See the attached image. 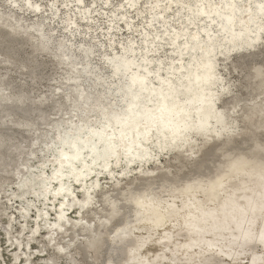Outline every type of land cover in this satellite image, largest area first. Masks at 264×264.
I'll return each instance as SVG.
<instances>
[{
  "label": "bare ground",
  "instance_id": "6f19581e",
  "mask_svg": "<svg viewBox=\"0 0 264 264\" xmlns=\"http://www.w3.org/2000/svg\"><path fill=\"white\" fill-rule=\"evenodd\" d=\"M7 1L14 3L12 0ZM22 1L23 6L28 7L35 17L42 14L43 3L40 0ZM83 1L74 0V2ZM100 1L102 7L111 4L110 0ZM257 1L259 3V0ZM138 3V0H121L119 6L124 11L119 14L123 17L118 19L119 21L110 20L117 25L123 21L121 27L127 28L130 32L127 34L129 38L143 34L139 30V25L130 27L131 22L125 19L130 10H138ZM184 4H188V9L183 7ZM197 4L200 5L199 9L196 7ZM74 6L81 9L79 5ZM66 7H69V4H66ZM59 8L58 6L57 9ZM175 8L177 13L183 9L186 11L183 15L185 20L181 24L186 22L187 24L182 31L177 27L178 25H171V22L167 21L170 11H174ZM145 11L150 15L146 17L148 19L146 24L151 28L147 31L144 26L147 33L142 40L143 44H146V53L141 57L145 63H136L138 55L127 56L129 52L134 53L136 50L131 45L133 40L130 44L132 51H128L129 47L122 44L121 51L117 53L122 55L123 66L128 73L127 79L137 93L131 101L128 100L126 111L122 113V117H126L129 112L140 114L137 137L126 139L129 134L124 132L118 142L109 145L111 150L119 153L118 156L111 162L102 164L94 163L93 155L98 148L94 143H89V138L92 139L91 133L95 131H99L96 136L102 139L98 145L108 143L107 137L116 138L120 127L108 117L110 111L123 109L119 107L122 99L121 87L118 85L113 92L108 93V96L114 98L107 102L93 93L96 88H92L91 91L83 89V84L75 82L81 77L79 74L83 69L93 68V65L90 64V60L85 63L82 58L84 63H81L78 57L63 52L65 53L63 56L70 62L65 69L67 76L63 78L62 84L69 83L74 89L81 88V90H78L77 94L72 90L61 102L46 106L44 96L37 95L36 88L44 80L59 83V79L53 74L45 77L43 72L50 68V71L55 73L63 61L55 57L48 61L51 63L49 65L47 61L40 59L41 46H46L48 41L41 39L39 35H33L22 25H13L0 18V56L5 58L3 61L5 72L0 74V176L11 178L17 186L15 189L17 193L11 194L10 200L12 201V196L19 197L20 201L17 202L22 211L25 210L27 213H22L24 227L27 224L26 218L29 217V207L34 203L26 198L25 194H32V200H37L40 204L35 216L37 221L26 234L28 238L25 239L26 246L23 247L18 239L16 242L12 241L11 245L14 244L16 249L12 264H21V262L33 264L31 257L24 258L23 255L26 254V248L40 234L41 218V222L44 221L47 226L54 227L48 230L45 236L49 250L62 257L59 262H49L48 258L41 257L43 264H77L73 254L75 248L73 245L76 242H80V247L87 255L89 262L86 264H213L216 260H222L225 264H250V261L257 257L259 260L255 263L259 264L261 250L264 249V244L259 241L260 233L264 231V210H262L264 209V171L261 169L259 155L253 154L252 150L259 143L261 135H264V77L261 76L264 65L257 62L264 54L256 53L260 46L259 42L263 39L261 27L264 26L260 24L257 9L252 7L250 10L246 0H241V3L238 0H214L209 8L203 7L201 0H180L179 4L177 0H153L146 6ZM145 11L140 10L137 14H143ZM198 11L205 14L198 15ZM87 13L89 11H85L81 19L84 17L87 19ZM136 16L133 19H136ZM157 19L161 24L160 28H163L160 31L167 34L170 40L169 45L172 48L168 50H172L174 55L171 56V71L167 72L171 76L168 75L169 77L166 78L163 73L156 74L159 82L157 87L153 85L151 87V83L154 82H151L154 77H151V74L159 65L156 63L153 65L150 61L159 57L156 53L159 42L157 40L162 39L158 33L151 34L153 28L154 32L156 30L153 21ZM66 20L64 29L69 32L73 29L71 27L73 23L77 21L73 22L72 17ZM179 20L181 17L177 19L178 22ZM197 21L204 24L200 26ZM170 26L174 30L170 29ZM190 26H192L191 32H186L185 29H190ZM112 28L115 27L110 24L107 30ZM215 29L219 36L212 34L216 32ZM113 34L104 33V37L109 38L110 47H113ZM165 40L163 42H166ZM240 52L244 55L235 65V69L239 68L238 65L244 66L245 58L252 56L250 61L253 62V66L246 75L242 76L243 90L248 98L233 99L229 104L221 106L219 102L230 96L232 86L219 77L217 58L220 56L226 61L232 54ZM80 54L83 57V54ZM185 56H188V61H185ZM11 61L26 64V67L30 68L29 82L26 81L30 84V89L26 88V84L17 81L23 80L22 72H19L21 77H17L16 81L12 79L7 65ZM210 69L213 72L207 73ZM208 77H212L213 80L208 81L206 85L204 82ZM94 81L102 84L104 77L96 75ZM4 92L9 93L10 100L4 96ZM138 93L149 97L151 103H141L137 98ZM207 96L212 97L211 105L203 110V114L217 116L222 123L219 125L217 119L209 120L207 133L194 130L184 135L181 131L184 136L179 142L155 149L159 145L154 141V136L157 134L154 131L144 134V131L150 128L159 132L158 123L155 122L153 127L148 119L159 115L157 111L161 100L170 97L165 105L175 106L177 111H181L174 121L178 124L186 118L194 122L196 111L200 108L197 106V101ZM243 106L255 114L256 119L249 122L246 133L238 136L235 132L236 114ZM81 108L84 109L82 114L79 113ZM88 112L94 114L89 116ZM83 116L88 120L81 125ZM14 117H18L22 122L10 126ZM99 119L106 120L101 128L97 127ZM59 122L67 124L68 133L58 128ZM53 123L58 127H53ZM106 124L108 126H105ZM42 128L47 132L55 128L54 147L48 143L44 152L50 154L56 150L58 153L50 156L42 166H35L40 151L39 130ZM130 128L132 127L121 130L129 131ZM75 130L79 133L75 134ZM19 136L27 140L25 141L27 144L10 147L11 140ZM165 137L168 138L165 144L169 145L173 137ZM78 140H83L84 143L78 148L77 156L72 153L69 146ZM196 141H201L200 145ZM61 142L67 147L59 146ZM138 144H143L144 150L148 153L145 156L137 155L139 159L137 162L133 153L128 155L123 152ZM225 148L232 150L225 151ZM169 155H173L170 158L171 163L163 169L159 168L157 164L161 161V157ZM69 158L73 160L70 161ZM151 164L155 166L150 168ZM146 167L147 172H144ZM46 168H50V172ZM59 169L62 174L59 177L60 181L56 183ZM131 169L137 173L126 186L106 191L100 197L96 196L100 189V175H106V179L115 187L120 177L117 178L114 174L118 173L122 176ZM38 171L39 173H36ZM37 176L42 177L43 180L36 179ZM41 188L43 191L39 194ZM64 188L65 194L60 195ZM74 188L82 194L81 198L75 195ZM51 211L57 216L52 224H48ZM70 213L87 214L88 217L85 219L81 216L71 221ZM11 220L9 219L4 228L0 229V264H9L5 258L4 246L9 244V236L13 230ZM183 220L186 222L178 223ZM248 222L253 225L247 226ZM240 226L247 227L248 235H241L238 231ZM22 232L21 229L20 233ZM55 233L62 235L65 244L56 243ZM121 250L123 257L119 253ZM34 254L32 253L31 256ZM153 254L154 258L148 260Z\"/></svg>",
  "mask_w": 264,
  "mask_h": 264
},
{
  "label": "rangeland",
  "instance_id": "374dc122",
  "mask_svg": "<svg viewBox=\"0 0 264 264\" xmlns=\"http://www.w3.org/2000/svg\"><path fill=\"white\" fill-rule=\"evenodd\" d=\"M12 1H14L13 4L11 1L9 2L7 0L6 1L0 0V18L2 19V21H6L7 23H10L13 25H18V26L22 25L24 29L28 30L33 35H35V36L39 35L41 37V39L43 38V39L47 40L48 44H46V46L45 45L41 46V53L39 56V58L42 59L43 61L48 62L51 59H54L55 57H57L61 61H63V64L60 66V68L55 73L50 71V68H49V70L47 69L43 72V75L45 77L52 76V74H53L54 77L58 78L60 82L55 83V82H50V81L44 80L36 88L37 95L42 94V96H44L43 99L45 101L46 106H49L54 102H61L63 100V97L72 90H74L75 94L78 93V90H81V88H78V90L74 89V87L70 86L69 83L68 84H62V82H64L63 78L65 76H67L65 73L66 72L65 69L68 68V63L70 62L67 57L63 56V54L71 53L74 56L78 57V60L81 61V63H84V62H82V58H84L85 63H86V61L90 60V64L93 65V66L91 65L93 68H90L88 70L83 69V71L79 74L81 77L78 78V80L75 82L76 84L77 83L83 84V89L91 91L92 88H96V91H94L93 93L98 94L99 97H101V99H105L107 102V101H110L111 98H114L113 96H108V93L113 92V90L118 85L121 87V92H122L121 98L122 99H121L120 105H122V106L119 105V107H122L123 109L119 108L116 110L117 112L116 111H114V112L110 111L108 118L111 120V119H115L116 117H122L124 112L126 111L125 107L127 106L128 102L131 101V99H133L134 95L137 93L135 92V88H133L134 86L132 87L130 82L127 79L128 73L125 71V68L123 66L124 65L123 57H122V55H117V53L119 51H121V45L122 44L129 47L128 51L129 50L132 51L130 49L131 48L130 44H131V40H133L134 42H132L131 45L133 47H135L136 50H134V53L129 52V54L127 56H130L131 54L138 55L139 59L136 58V63H138V64L145 63L144 60L142 59L141 55L143 53H146V50H145L146 44H143L144 42L142 39L145 36V34L147 33V31L151 28L149 25L146 24V21H148V19L146 17L149 14H148V12L145 11L146 7L144 5H149V3L152 2L153 0H138L139 1L138 5H137L138 10L137 11L130 10V12H128L126 14L125 19L129 20L131 22L130 27L139 25L138 26L139 30H141V32L143 33L142 35H138V33H136L135 35L136 36L138 35L137 37H130V38L127 35L128 33H130L129 31H127V28L124 29L121 27V24H124L123 21L119 22L118 25L116 24V22H113V23L110 22V20H112V19H114L115 21H119L118 19L123 17L122 14H119L121 11H124V9L120 8V6H119L121 4V0H110L111 4L109 6H103V7L101 5L102 2L100 0H84L83 2H74V0H40V2L43 3V5H42V9H41L42 14L39 15V17H35V14L31 13V10H28V7H24L23 6L24 2L22 0H12ZM238 1L241 3V0H238ZM93 2H94V4H93ZM253 2H254L253 7H255V5L258 4V1L253 0ZM62 3H64L65 5H62ZM66 4H69V7H66ZM74 5L81 6V9H79L78 7H75ZM58 6L60 7L59 9H57ZM83 7H86V8H83ZM128 9L129 8L127 7L126 10H128ZM140 10H144L145 12L143 14L138 15L137 12ZM175 10H176V8L174 9V11H170L171 14L168 15L167 21L169 20L171 23L169 21L168 22L171 25H173V24L174 25L176 24L175 26L178 25L177 27H180L181 31H182V29L187 24V22H186V24H181L185 20V17L183 15L186 11L183 9L177 13V12H175ZM80 11H82V13H80ZM85 11H89V13L86 14L87 19L85 17L81 19V16H84L83 13ZM91 12H92V14H91ZM54 13H56V14H54ZM70 16L72 17L73 22L74 21L75 22L77 21V22L75 24L73 23V25L71 26L73 29L71 31L67 32V30L64 29V26L67 24L66 18L69 19V18H71ZM134 16H136V19H133ZM179 17H181V20H179V22H178L177 19ZM175 19H176V23H175ZM38 23H39V25H38ZM197 23L200 26H202L204 24L203 22H199V21H197ZM35 24H36V26H35ZM110 24H111V26H114L115 28L107 30V28L109 27ZM153 25L156 26V30L154 32V28L152 27L153 31L151 32V34L155 35L156 33H158V36H162L161 40H157V42L158 41L159 42H158V50H157L158 52H156V53L159 57L153 58L154 60H152V62L150 61V63L153 65L155 63L158 64L159 67L161 65L160 68L156 67L158 69H155L151 74V77L154 76L151 80V82L154 81L153 83H151V87H153V86L157 87V83L159 82V78H158V76H155L156 74L159 75V74L163 73L166 76V78L171 76L167 72L171 71L170 70V64H172L171 56L174 55V53L172 52V50L171 51L168 50L169 48H172V46L169 45L170 40H168L169 38H168L167 34H163L161 32L163 30V28H160L161 24L158 22V19H157V21H153ZM144 26L147 29V31L144 30ZM169 28L172 29L171 26ZM191 28H192V26H190V29H185V31L191 32ZM69 30H70V28H69ZM172 30H174V28ZM215 31H216V29H215ZM108 32L111 34L114 33L112 36L113 47H110V45H109V41H108L109 38L104 37V33H108ZM201 33L204 35L202 30H201ZM212 34H214L215 36H219V33H217V31L213 32ZM165 39H167L168 41ZM263 39H264V37H263ZM164 40L166 42H163ZM116 47H117V49H116ZM256 51H257L256 52L257 55L261 54L260 46L258 47V49ZM63 52H65V53H63ZM80 53L83 54V57L81 56ZM246 54H248V53L246 52ZM243 55L244 54L242 52L234 53L226 61L223 60L222 58H220V56H218V58H217L219 77H221L225 83L227 82L228 84H230L232 86V92L230 94L231 97L228 96V98H223L219 102V105H221V106L229 104L233 99L242 100V99L248 98V97H246V94L243 90L244 81L242 80V76L246 75L250 71L251 67L253 66V62H252L251 67L250 68L248 67L249 61H250V59H252V56H248L247 58H245L246 63L244 65V67L248 68V71H243L239 68L235 69V65L237 64V62L240 60V58ZM118 56H119V58H118ZM262 57L263 58L261 60H264V55ZM116 58H118V59H116ZM185 58H186L185 61H188V59H189L188 56H185ZM4 60H5V58L0 56V74L5 72V69H4L5 64L3 63ZM261 60H258L257 62L259 63V61H261ZM48 63H49V65H51L50 62H48ZM9 64H10V66H9ZM114 64H115V66H113ZM7 65L10 69V74L12 76V79L14 81H16L17 77H21L19 72H22L23 76L21 78H23V80L19 79L17 81L21 82L22 84H26V88L30 89V84L28 83L29 82L28 75L30 72V68L26 67V64H21L19 62H15V61H11ZM115 67H116V69H115ZM79 68H81V66H79ZM118 68H120L121 70ZM140 70H141V68H140ZM157 71H158V73H157ZM96 75H101L102 77H104V81L102 82V84H97L94 81L96 79ZM26 81H28V82H26ZM58 87H60V89H58ZM3 94L8 100H10L9 93L5 94V92H4ZM98 95H96V97H98ZM131 96H132V98H131ZM140 97H141V100H140ZM137 98L141 101V103H148V104L151 103L149 100L150 98L145 96V95H140L138 93ZM145 99L146 100L148 99V100L146 101ZM28 103H29V100H28ZM124 104H126V105H124ZM140 104H139V106H140ZM92 108H94V106ZM79 110L78 111L81 114H82V111H84L83 108H81ZM93 114H94L93 112H88L89 116H91ZM113 115H114V117H113ZM111 117H113V118H111ZM255 119H256L255 114L250 112V110L248 108H246L244 106L241 107L239 112L236 114V122H237L236 125L237 126L235 129V132L238 134V136H241L244 133H246L248 131L249 122L254 121ZM87 120H88V118L83 116V118H82L83 122H81L82 123L81 125H84V123H86ZM103 120H104V122H103ZM12 121L13 122H11L10 126H12V124L17 125L18 123L22 122V120H20L18 117L12 118ZM104 123H106L105 119H99L98 123H97V127L101 128L104 125ZM59 124H60V126L58 127V125L56 123H53V127H58L62 132L68 133L67 124L62 123V122H59ZM30 125L33 127L36 126L33 124H30ZM54 129L55 128H51V131H49V132H47L43 128L39 130V136H40L39 148H40V151L38 152L37 161H36V163H34L35 166H42V163L46 162L50 158V156L57 155L56 153H58V152L56 150L52 151L50 154L44 152V149L48 143H50V145L54 147V140H53L54 139L53 131H55ZM84 129L85 130L87 129L86 126ZM25 141H27V140H25L21 136H19L18 138H14L13 140H11V142L9 143V146L10 147H12V146L13 147H19L22 144H27V142H25ZM196 143L198 145H200L201 141H196ZM171 157H173V155L161 157V161L158 162L157 166L159 168L163 169L164 167H166L167 165H169L171 163V161H170ZM206 158H207V156H206ZM43 159H44V161H43ZM28 165H30V164L28 163ZM154 166H155L154 164H151L149 167L153 168ZM46 169L48 170V172H50V170H49L50 168H46ZM129 171H131V172H129ZM129 171H127V173L125 172V175H122L123 177L121 175H119L118 173L114 174L115 177L116 176H117V178L120 177V180L116 181V183H118V184H116L115 187H114V185H112V182L110 180L106 179V177H107L106 175H100L99 176V178H100V189H99V192L96 193V196L100 197L106 191H109V190L112 191V189H114V188L119 189V188H123L124 186H126V184L128 182H130L135 177V175L137 173L134 169H131ZM144 172H147V167L144 169ZM127 176H128V178H125ZM36 179L43 180L42 177H38V176L36 177ZM15 189H17V186L11 178H3L0 176V229L4 228L5 224L7 223V221L9 219L10 220L12 219L11 221L13 222V230L9 236V238H10L9 244H7L8 246L7 245L4 246V247H6V248H4L5 258L9 264H12V261H13L12 258L16 252L15 245L14 244L11 245L12 241L16 242L18 239L22 243L23 247L26 246L27 241L25 239L28 240V238H26V234L29 231H31L33 224L37 221L35 219V216L37 214V207L40 206V204L37 202V200H34V199L32 200V196H33L32 194H30V193L25 194L28 196V197L27 196H25V197L28 198L30 201H32V203L33 202L34 203H33V205L31 204L29 207V217L26 218L27 224L24 227L22 224V222L24 220L22 217V209L20 208L19 202H17V201H20L19 197L18 196H15V197L12 196V201L10 200V196H11V194H13L15 192ZM74 190H75V195H77L79 198H81L82 194L76 188H74ZM42 191H43V188H41L39 190V194ZM16 193L17 192H15V194ZM56 216H57L56 213L54 211H51V213L49 215L50 220L47 223L52 224V221L55 219ZM81 216H83L85 219L88 217L87 214H83V215L71 214L69 216V219L71 218L70 220L74 221L75 218H81ZM28 218H30V219H28ZM41 220H42V218L39 220L40 222L38 221L40 223V234H38V236L32 241V244L28 248H26V254L23 255V257L24 258H30L31 257L30 259L33 262V264H43L44 262H43V260H41L42 259L41 257L48 258L49 262L50 261L51 262H53V261L59 262L62 260L61 255L56 254L52 250H49L48 242H46V238H45L48 230H50L52 228L54 229V227L47 226L46 223L44 221L41 222ZM23 228H26V229L24 230ZM21 229L23 230L22 233H20ZM54 239H55L56 243H58V244L59 243L65 244V241L62 239V235H60L58 233H55ZM73 247H75L73 254L75 255V257L77 259V264L88 263L89 260L87 258V255H86L84 249L82 247H80V242H76L73 245ZM38 250H41L42 252L41 253L36 252ZM32 253H35V254L31 256ZM119 253H120V256L123 257V250H121Z\"/></svg>",
  "mask_w": 264,
  "mask_h": 264
},
{
  "label": "water",
  "instance_id": "95a60500",
  "mask_svg": "<svg viewBox=\"0 0 264 264\" xmlns=\"http://www.w3.org/2000/svg\"><path fill=\"white\" fill-rule=\"evenodd\" d=\"M210 72H213V71L210 69L209 72H207V73H210ZM212 80H213L212 77H208L207 81L204 82V84L207 85L208 84L207 82L212 81ZM169 98L170 97H167L165 100H161L160 106H159L160 107L159 111H157V113L159 115H157L151 119H148V122L151 123V125L155 124V122L158 123V125H157L158 129L160 127L159 132H156L155 129H150V128L148 129L149 131L148 130L144 131V134H146L150 131H154L157 134L156 136H154L155 137L154 141L156 144L159 143V145L157 148L155 147V149L164 148L165 146H171V144L179 142V139L183 138V136L185 134H188L189 132H194V130H197V131L203 132V133H207L209 131V129H208V121L209 120L217 119V123L219 125L222 123V120L217 116L215 117L213 115L203 114V110L205 111L211 105L210 99H212V97L207 96V97L199 99L197 101V106H199L200 108L196 111L197 116H196L194 122H192L190 119L186 118L183 122H180L177 124V122H174V121L176 120L177 116L181 114V111H179V110L177 111V108L175 106H166L165 105ZM213 99H214V97H213ZM140 100H141V97H140ZM188 104H190V103H188ZM142 111L143 110H141V112ZM112 120H113V122H116L118 124L117 127H120V130H119V133H117L116 138H112L111 136L107 137L108 143H106V144L102 143V145H98V143L101 142V140H102L100 137L96 136L99 133V131H97L98 133L96 131L94 133L88 132V133H91V137H92V139L89 138V143H94L98 148V150H96L94 152V155H93L94 163H96V164H98V163L102 164L103 162L104 163L105 162H111L112 159H114L118 156L119 153H117L115 150H111L109 148V145L112 146L113 142H115V143L118 142L124 132H127V134H129V137H127L126 139H130L132 137H134V138L137 137V132H136L137 126H139L138 122L141 120L139 113H130L129 112V114L126 115V117L115 118ZM105 126H108V124H106ZM126 127H132V128H130L129 131L121 130V128L126 129ZM153 127H154V125H153ZM181 131L183 132L184 135L181 134L182 133ZM74 132H75V134L79 133L78 130H75ZM166 132H168V133H166ZM69 133L71 134V132H69ZM165 136H168L169 138L173 137L172 138L173 140L170 142L169 145L165 144V142H168V138ZM83 143H84L83 140H78L76 143H74L70 146L68 145V146H69L70 150L73 151L72 153L74 155H77V153H79L78 148L81 147ZM142 143L144 144L145 142L143 141ZM143 144H138L133 148L126 149L123 153L128 154V155L133 153L135 155L134 158L138 162L139 159H137V155L141 154V155L145 156L148 153L144 150ZM59 146L67 147V145L64 142L59 143ZM69 160L72 161L73 159L69 158ZM40 172H43V171H40ZM36 173H39V171ZM61 174H62L61 169H59L58 175H57L58 179H56V183H58L60 181L59 177ZM33 189H34V187H33ZM63 194H65V188H64V190H62L60 192V195H63ZM22 213L27 214L25 212V210H23ZM62 220H63V218H62ZM185 222L186 221L183 220V221H179L178 223L183 224ZM248 225L252 226L253 224L251 222H248L247 226ZM246 229H247V227L243 228L242 226H240L238 231H240L241 235H248V234H246ZM152 258H154V254L148 260H150ZM258 258L259 257L254 258L252 261H250V264H257L255 262L259 260Z\"/></svg>",
  "mask_w": 264,
  "mask_h": 264
},
{
  "label": "snow or ice",
  "instance_id": "6c2138e0",
  "mask_svg": "<svg viewBox=\"0 0 264 264\" xmlns=\"http://www.w3.org/2000/svg\"><path fill=\"white\" fill-rule=\"evenodd\" d=\"M246 2L249 6V9L251 10L253 7V0H246ZM177 3L179 4L180 0H177ZM201 3L203 4V7L209 8L214 3V0H201ZM144 6L146 7L147 5H144ZM183 7L185 9H188V4H184ZM196 7L197 9H199L200 5L197 4ZM255 8L257 9V12L259 14L260 24L264 26V0H259V3L255 5ZM204 14H205L204 12L198 11V15L202 16ZM261 36L264 37V27H261ZM194 38H198V37H194ZM260 50H261V54H264V39L260 41ZM259 63H261V65H264V60L259 61ZM251 64H252V61H249V65H248L249 68L251 67ZM238 67L241 68L243 71H248V68H245L242 65H238ZM261 76L264 77V68L261 69ZM224 150L231 151L232 149L225 148ZM252 151H253V154L259 155L260 162H261V169L262 171H264V135H261L259 139V143L256 145V147ZM253 239H255V236H253ZM259 241L261 244H264V231H261L260 236H259ZM21 264H23V262H21ZM213 264H225V262L222 260H216V261H213ZM259 264H264V249L261 250V258H260Z\"/></svg>",
  "mask_w": 264,
  "mask_h": 264
}]
</instances>
